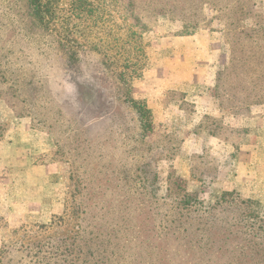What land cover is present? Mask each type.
Segmentation results:
<instances>
[{
	"label": "rangeland",
	"instance_id": "rangeland-1",
	"mask_svg": "<svg viewBox=\"0 0 264 264\" xmlns=\"http://www.w3.org/2000/svg\"><path fill=\"white\" fill-rule=\"evenodd\" d=\"M50 1L0 0V264H264V102L222 75L264 0Z\"/></svg>",
	"mask_w": 264,
	"mask_h": 264
},
{
	"label": "trees",
	"instance_id": "trees-1",
	"mask_svg": "<svg viewBox=\"0 0 264 264\" xmlns=\"http://www.w3.org/2000/svg\"><path fill=\"white\" fill-rule=\"evenodd\" d=\"M30 8L32 10V14L37 19H40L41 21H44L46 23H49L50 18H55L54 14L49 16L47 13V8L49 7L50 0H28ZM77 4L79 6H82L84 8H87L88 6H91L92 3H90L89 0H79ZM178 0H171L172 4L169 5L170 12H173L177 9ZM201 2L203 0H200ZM215 1V0H214ZM252 2L253 5H255L253 0H228V3L225 4V7H218L216 3L214 2V8L216 10L222 11V13L226 14L228 11H237L238 13H241V4L244 2ZM192 0H185L184 3V9H188L189 7H197L199 8L198 14L202 16L203 11L202 7L200 10V3H191ZM204 2V1H203ZM213 4V1H212ZM227 8V9H226ZM135 3H131L130 5V15L133 17V22L130 23L133 27H142L140 28L141 32L145 30L144 28L147 27V24L141 19L140 16L135 14ZM225 9L227 10L225 12ZM86 12L91 14L89 9H86ZM200 24V21H195L190 19V23H188L187 26L190 27H197ZM227 25V23H226ZM230 26V27H229ZM242 27H231V24H228L227 29L229 30V33L233 35L234 40L230 42L232 52H231V59L230 64L227 66L225 72L222 74L223 77H228L232 79V84H230V87L233 89V83H236L239 88L236 91L239 94L234 95V98L237 103L231 105L232 108H242L245 104H253V103H262L264 102V47H260L257 44L254 43V40H257V38L253 39L255 36L253 33L256 32V35L258 34L257 29L252 30L251 32H248L244 29H241ZM253 32V33H252ZM134 73L136 71H133ZM238 79V80H236ZM128 91L130 93L131 88L130 85L128 87ZM130 98V96H129ZM130 100L138 105L142 104V108H139L140 113L142 115V121L144 122V128H147L150 126L149 124H152V112L146 102H138L131 94ZM230 109V108H229ZM150 121V123H145ZM235 192H225L222 196L223 201L227 200L228 195H233ZM193 196L191 195L190 198ZM246 204H251V200L242 201ZM85 211V210H84ZM254 221L251 223H247L248 229L246 230L247 235L250 236H257L259 234L258 229L261 230L262 234H264V219L260 217V214H253ZM88 226H91V231L94 232V234L97 233V236L94 237L95 241L100 244H104L106 242H111L112 234H106L103 235V232L108 231L106 230L103 225L99 224L98 222H95L93 224H85L84 230L88 229ZM111 231V230H109ZM100 236L107 237L106 239L100 240ZM93 239V240H94ZM92 240V239H91ZM251 245L250 242L246 243V246L248 247ZM256 246L251 247L250 250L255 249ZM260 257L264 259V253L260 254ZM254 260V256L251 254V261ZM260 261V260H259ZM252 263V262H251Z\"/></svg>",
	"mask_w": 264,
	"mask_h": 264
},
{
	"label": "crops",
	"instance_id": "crops-1",
	"mask_svg": "<svg viewBox=\"0 0 264 264\" xmlns=\"http://www.w3.org/2000/svg\"><path fill=\"white\" fill-rule=\"evenodd\" d=\"M220 39L218 38V41H219ZM221 43V42H220ZM222 44V43H221ZM191 83H192V78H190V81H185V82H182V85L183 86H185L186 88L187 87H191ZM186 90V89H185ZM191 90V89H190ZM192 91V90H191Z\"/></svg>",
	"mask_w": 264,
	"mask_h": 264
}]
</instances>
